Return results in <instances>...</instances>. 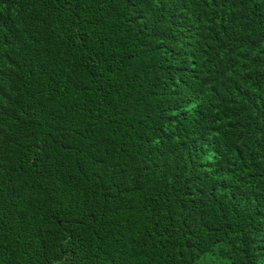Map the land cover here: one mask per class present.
<instances>
[{
	"label": "trees",
	"instance_id": "1",
	"mask_svg": "<svg viewBox=\"0 0 264 264\" xmlns=\"http://www.w3.org/2000/svg\"><path fill=\"white\" fill-rule=\"evenodd\" d=\"M264 264V0H0V264Z\"/></svg>",
	"mask_w": 264,
	"mask_h": 264
},
{
	"label": "rangeland",
	"instance_id": "2",
	"mask_svg": "<svg viewBox=\"0 0 264 264\" xmlns=\"http://www.w3.org/2000/svg\"><path fill=\"white\" fill-rule=\"evenodd\" d=\"M221 258H218L214 253L202 254L195 262V264H221Z\"/></svg>",
	"mask_w": 264,
	"mask_h": 264
},
{
	"label": "crops",
	"instance_id": "3",
	"mask_svg": "<svg viewBox=\"0 0 264 264\" xmlns=\"http://www.w3.org/2000/svg\"><path fill=\"white\" fill-rule=\"evenodd\" d=\"M46 264H65V263L54 261V262H50V263H46Z\"/></svg>",
	"mask_w": 264,
	"mask_h": 264
}]
</instances>
